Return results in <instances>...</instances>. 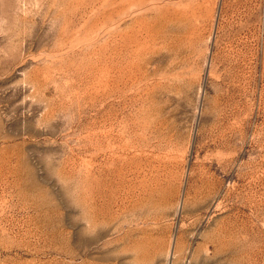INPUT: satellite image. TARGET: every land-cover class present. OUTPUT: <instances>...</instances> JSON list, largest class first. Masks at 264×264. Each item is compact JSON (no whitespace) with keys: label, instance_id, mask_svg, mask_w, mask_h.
<instances>
[{"label":"rangeland","instance_id":"1","mask_svg":"<svg viewBox=\"0 0 264 264\" xmlns=\"http://www.w3.org/2000/svg\"><path fill=\"white\" fill-rule=\"evenodd\" d=\"M0 264H264V0H0Z\"/></svg>","mask_w":264,"mask_h":264}]
</instances>
